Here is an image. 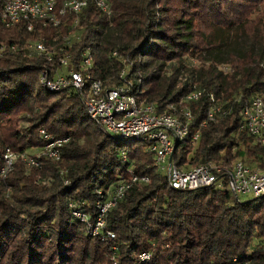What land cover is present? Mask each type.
I'll return each mask as SVG.
<instances>
[{"label":"trees","instance_id":"1","mask_svg":"<svg viewBox=\"0 0 264 264\" xmlns=\"http://www.w3.org/2000/svg\"><path fill=\"white\" fill-rule=\"evenodd\" d=\"M64 1L58 0V6ZM108 1L110 15L93 4L80 14L76 28L81 40L70 48L61 43L74 16L65 17L58 28L36 23L33 30L24 22L5 27L0 21V44L43 38L56 47L51 61L20 51L0 57V166L7 147L22 151L41 146L40 128L56 137L70 136L59 161L32 168L18 162L6 179L0 178V264H228L232 257L248 254L250 264H264V198L241 201L213 187L172 189L144 144L106 132L73 91L53 92L39 82L43 69L50 77L63 70L59 59L65 50L77 68L86 47L94 56V77L106 85L129 84L138 100L155 103L158 112L172 104L185 106L184 98L198 81L205 92L199 102L188 104L195 118L188 138L176 149L179 164L229 163L241 156L264 170V146L239 130L245 100L264 98V6L246 10L233 6L235 0ZM233 27L249 44L243 51L223 49ZM114 51L124 60L113 57ZM197 51L201 67L189 70L188 80L180 83L183 61ZM174 60L178 65L166 76L167 61ZM221 65H231L233 72L225 74ZM208 94L232 106V112L202 128L194 150L192 136L210 105ZM21 120L29 125L16 130ZM123 152L135 172L151 181L133 186L110 210L113 251L86 233L68 203L85 201L93 212L97 186L108 188L118 170H126ZM47 178L50 183H42ZM145 251L151 257L141 261L139 254Z\"/></svg>","mask_w":264,"mask_h":264},{"label":"built area","instance_id":"2","mask_svg":"<svg viewBox=\"0 0 264 264\" xmlns=\"http://www.w3.org/2000/svg\"><path fill=\"white\" fill-rule=\"evenodd\" d=\"M89 4L95 5L105 15H110L112 12L108 0H65L59 6L58 0H0V21L5 27L24 22L28 25V30H33L36 23L58 28L64 23L65 17L74 16L73 27L67 37L70 43L69 39L72 36L78 38L81 33L76 27L80 22V14ZM18 51L28 57L41 56L49 61L53 60L56 54V48L47 46L43 38L28 40L22 45L0 44V57ZM113 55L118 53L114 51ZM59 64L63 70L52 77L49 76L47 69L41 71L39 77L41 86L53 92L73 91L80 97L89 116L106 132L120 140H134L144 144L153 155V163L157 171L165 176L167 184L172 189L192 190L213 187L228 190L238 200L244 196L264 198V170L257 165H249L241 159L229 163L209 161L198 165L186 162L179 164L176 149L188 138L195 118L193 109L188 104L199 102L204 95V89L194 86L183 100L185 106L177 108L172 104L162 112H158L155 103L138 100L137 96L131 93L130 85L108 87L103 79L94 77V56L89 47L82 50L77 68L72 66L71 54L66 50L60 57ZM223 69H228L227 73L232 70L228 66H224ZM124 73L125 70H122L120 77H123ZM208 95L210 105L203 121L192 136L194 149L201 137L202 128L226 118L232 112V106L226 105L214 94ZM240 120L239 130H245L254 143L264 146L262 96L253 95L245 100L240 108ZM39 135L43 144L34 152H29L28 149L16 151L11 147L5 149L0 166L1 179H6L18 162L32 168L40 167L44 161L61 159L62 148L70 141V136L56 137L45 128L39 129ZM189 155L190 153L186 157L187 161ZM122 156L126 170L122 172L118 170V179L108 188L97 191L93 212L85 201L70 203L71 216L84 224L86 233L108 244L113 251H117V246L112 243L116 239V233L107 229L110 210L123 200L133 186L149 184L151 181L148 175L137 174L134 165L128 164L126 152H123ZM63 173L66 171H61V174ZM69 183L70 180L67 179L66 184ZM248 255H236L228 264H250L251 259ZM150 257L151 254L147 251L139 254L141 261H147Z\"/></svg>","mask_w":264,"mask_h":264},{"label":"rangeland","instance_id":"3","mask_svg":"<svg viewBox=\"0 0 264 264\" xmlns=\"http://www.w3.org/2000/svg\"><path fill=\"white\" fill-rule=\"evenodd\" d=\"M233 6H244L245 7V9L247 10V8H248V6H256L257 7V9L258 8H261L262 6H264V0H253V1H250V2H248V1H246V0H235L234 1V5ZM239 8V7H238ZM240 9H243V8H241L240 7ZM205 29V28H204ZM72 29L70 28L69 30H67V33L63 36V38H62V46H66V45H69L68 47L70 48L73 44H75V43H77V42H79L80 40H81V33H79V36H78V38H77V36H75V37H71V39H69V42L70 43H68V41H67V37L69 36V32L71 31ZM58 31H56V33H57ZM219 34H221V33H219ZM243 37V35H241L240 36V33H238V31H237V28L236 27H233V28H230V38H229V40H228V42H226V45H225V47H223V49L225 50V51H229L230 52V50L231 51H236V52H240V51H243L244 49H246L247 48V46L249 45H247L246 44V42H245V40H244V38H242ZM222 37L220 36V39H221ZM56 39V38H55ZM53 40H54V38H53ZM56 41V40H55ZM247 45V46H246ZM55 47V46H54ZM245 47V48H244ZM56 48V47H55ZM244 48V49H243ZM200 51H197L195 54H193V55H195V56H193V55H189L188 57H187V55L186 56H184V58H186L184 61H183V65L180 67L181 68V70H180V74H179V81H180V83H185L186 82V80H188L187 78H188V76H190V72L191 71H189V70H191V69H194V72L196 71V70H198L200 67H201V61H200V59L198 58V55H200V53H199ZM112 56L113 57H116L117 59H119V60H121V61H123L124 60V57L123 56H119V55H113V52H112ZM173 65H175V66H177L178 64H177V62H176V60H174V61H167V64H166V66H165V75L166 76H170V75H172V73H173ZM224 66H228V67H231L232 68V70H231V72H233V67L231 66V65H221L220 66V69L225 73V74H227V71H229L228 69H226V70H224L223 69V67ZM120 73V72H119ZM228 73H230V72H228ZM115 74V73H114ZM116 74H118V73H116ZM110 80H112L111 78H110ZM109 80V81H110ZM193 79H191V81H192ZM195 84V86H197L198 84H200L198 81L197 82H195L194 83ZM108 86H111V85H114V83H109V84H107ZM125 85V84H124ZM128 86H129V84H127ZM131 89V88H130ZM18 123V122H17ZM16 123V124H17ZM29 125V121H27V120H21V122H19L18 123V125H15V128H16V130L18 129V130H21L23 127H27ZM236 136H238V133L236 134ZM138 143V142H137ZM198 144H199V142L198 143H196V145H195V148H198ZM240 148H241V150H245L246 149V147H245V145L244 144H241V146H240ZM37 150V149H36ZM35 149H30L29 150V152H34V151H36ZM195 150V149H194ZM193 150V151H194ZM235 150V149H234ZM234 150H233V152H234ZM192 151V152H193ZM221 154H224V152L223 153H221ZM190 156V155H189ZM235 159H241V160H243L242 159V157L241 156H236V157H234V158H232L231 160H235ZM244 161V160H243ZM246 162V161H245ZM21 163V162H20ZM23 164V163H22ZM253 165V164H252ZM64 170V169H63ZM13 172V171H12ZM11 172V173H12ZM28 172H29V170H28ZM67 178V177H66ZM51 179L52 178H47V179H43V180H41L42 181V183H46V184H49L50 183V181H51ZM66 181H67V179H64V183L66 184ZM70 184V183H69ZM101 189V187L100 186H97V188H96V190H95V192L97 193V191L98 190H100ZM252 197H250V196H244V197H241V201H244V200H247V199H251ZM70 203H71V201L68 203V209H69V211H70ZM78 222H80L79 220H78ZM90 237H92V236H90Z\"/></svg>","mask_w":264,"mask_h":264},{"label":"crops","instance_id":"4","mask_svg":"<svg viewBox=\"0 0 264 264\" xmlns=\"http://www.w3.org/2000/svg\"><path fill=\"white\" fill-rule=\"evenodd\" d=\"M36 148H37V147H31V148H28V150H30V149H35V150H36Z\"/></svg>","mask_w":264,"mask_h":264}]
</instances>
